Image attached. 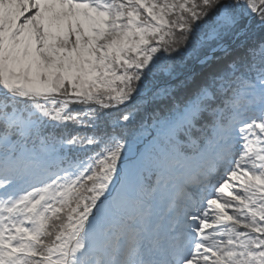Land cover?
Segmentation results:
<instances>
[{
  "label": "snow or ice",
  "instance_id": "obj_1",
  "mask_svg": "<svg viewBox=\"0 0 264 264\" xmlns=\"http://www.w3.org/2000/svg\"><path fill=\"white\" fill-rule=\"evenodd\" d=\"M0 264H264V0H0Z\"/></svg>",
  "mask_w": 264,
  "mask_h": 264
},
{
  "label": "trees",
  "instance_id": "obj_2",
  "mask_svg": "<svg viewBox=\"0 0 264 264\" xmlns=\"http://www.w3.org/2000/svg\"><path fill=\"white\" fill-rule=\"evenodd\" d=\"M141 118L143 119L144 122L146 123H151V119H150V114L149 113H142L141 116L137 117V120L134 124V127H139V124L141 122ZM143 137L140 139L135 140V142L132 145V151L130 153H128V159L129 161L134 160L136 154H137V149L142 148L143 147ZM133 153V157H131V159L129 158V154Z\"/></svg>",
  "mask_w": 264,
  "mask_h": 264
},
{
  "label": "rangeland",
  "instance_id": "obj_3",
  "mask_svg": "<svg viewBox=\"0 0 264 264\" xmlns=\"http://www.w3.org/2000/svg\"><path fill=\"white\" fill-rule=\"evenodd\" d=\"M131 157H133V153L132 154H129V158L131 159Z\"/></svg>",
  "mask_w": 264,
  "mask_h": 264
}]
</instances>
